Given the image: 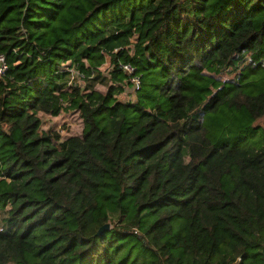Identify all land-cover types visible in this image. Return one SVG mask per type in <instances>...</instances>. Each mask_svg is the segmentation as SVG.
<instances>
[{"label": "trees", "instance_id": "1", "mask_svg": "<svg viewBox=\"0 0 264 264\" xmlns=\"http://www.w3.org/2000/svg\"><path fill=\"white\" fill-rule=\"evenodd\" d=\"M124 1L0 0V264H264V0H143L87 28ZM64 110L80 135L41 128Z\"/></svg>", "mask_w": 264, "mask_h": 264}, {"label": "rangeland", "instance_id": "2", "mask_svg": "<svg viewBox=\"0 0 264 264\" xmlns=\"http://www.w3.org/2000/svg\"><path fill=\"white\" fill-rule=\"evenodd\" d=\"M143 0H127L120 4L110 6L98 12V14L91 18L87 22V28L90 27H98V28H105L107 25L108 20L111 17H115L120 13H125L128 11L129 7L132 5H139ZM107 55H104L103 58L99 61V69L100 78L97 82L94 83V89H97L101 92H105L107 86L110 82L109 79V71L107 69L108 64H110V58ZM209 71V70H208ZM235 72H230L228 70H224L219 74L222 78H231L233 77ZM218 76V75H217ZM160 75L157 74V80H160ZM88 84V81L81 80L80 85L83 88ZM117 98L124 101H135L136 100V92L131 88V86H125L123 91L117 94ZM38 115L42 121L41 128L44 130L52 129L55 130L60 134L61 137H66L69 135H80L83 129L82 120L78 112L74 110H64L57 116H49L45 115L42 112L38 111ZM263 125V118L254 120L251 123V126L257 127L254 129L255 142L259 141L261 138V127ZM4 215V212H1ZM114 224H111L113 226ZM107 240H112L114 244H119L122 248L123 252L129 258H136L142 251L144 247L141 243V240L134 235L130 234L124 237H117L116 231L115 232H107L106 235Z\"/></svg>", "mask_w": 264, "mask_h": 264}, {"label": "built area", "instance_id": "3", "mask_svg": "<svg viewBox=\"0 0 264 264\" xmlns=\"http://www.w3.org/2000/svg\"><path fill=\"white\" fill-rule=\"evenodd\" d=\"M63 65V69L68 73V85H80V81L84 79V74L80 72L74 65L69 62H66ZM107 66L108 71H110V64ZM122 71L127 75V83L125 86H131L135 91L140 86V77L135 72V68L131 64H122ZM8 70V64L6 58L3 54H0V78L4 77L5 73ZM9 204L4 208L0 206V232L6 229L4 220L7 217V210L9 209ZM4 212V215L1 213Z\"/></svg>", "mask_w": 264, "mask_h": 264}, {"label": "water", "instance_id": "4", "mask_svg": "<svg viewBox=\"0 0 264 264\" xmlns=\"http://www.w3.org/2000/svg\"><path fill=\"white\" fill-rule=\"evenodd\" d=\"M109 228V224H104L103 226H101L98 230V233H101L105 230H107Z\"/></svg>", "mask_w": 264, "mask_h": 264}, {"label": "crops", "instance_id": "5", "mask_svg": "<svg viewBox=\"0 0 264 264\" xmlns=\"http://www.w3.org/2000/svg\"><path fill=\"white\" fill-rule=\"evenodd\" d=\"M109 59V58H108ZM61 113V112H60ZM60 115V114H59Z\"/></svg>", "mask_w": 264, "mask_h": 264}]
</instances>
